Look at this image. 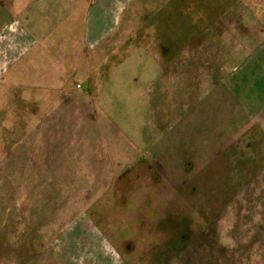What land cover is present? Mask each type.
<instances>
[{"label":"rangeland","instance_id":"obj_1","mask_svg":"<svg viewBox=\"0 0 264 264\" xmlns=\"http://www.w3.org/2000/svg\"><path fill=\"white\" fill-rule=\"evenodd\" d=\"M123 1L106 50L0 48V264H264V0Z\"/></svg>","mask_w":264,"mask_h":264},{"label":"crops","instance_id":"obj_2","mask_svg":"<svg viewBox=\"0 0 264 264\" xmlns=\"http://www.w3.org/2000/svg\"><path fill=\"white\" fill-rule=\"evenodd\" d=\"M124 2L123 0H0V16L6 17L4 22L0 20V33L2 29H5L6 33L3 39H0V48L5 50L3 59L1 56L0 59L5 60L7 55L9 57V61L3 62L6 66L5 72L11 70L10 63H15L17 59L28 54L31 46H37L41 51H45L43 47L69 48L63 55L61 60L63 63H68L72 56H76L79 60L78 49L81 47L106 50L108 48L106 44L112 43L114 34L120 27ZM81 7H84V28L75 40L67 32L68 26L65 22L75 21L74 13ZM8 24V27H11L9 31L5 27ZM251 51L249 55L254 54L251 56L255 62L256 51L255 49ZM63 63L60 66L61 74L58 75L61 88L62 84H65L63 82H66L61 79V75L66 74L64 70L66 66L64 67ZM258 112L260 114L255 117L252 115L250 120L259 126L261 124V129H264V111Z\"/></svg>","mask_w":264,"mask_h":264}]
</instances>
